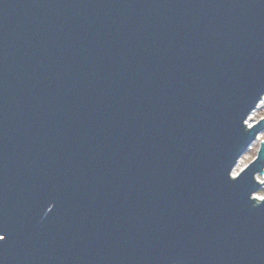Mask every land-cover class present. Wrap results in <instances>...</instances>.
I'll list each match as a JSON object with an SVG mask.
<instances>
[{
    "label": "water",
    "instance_id": "95a60500",
    "mask_svg": "<svg viewBox=\"0 0 264 264\" xmlns=\"http://www.w3.org/2000/svg\"><path fill=\"white\" fill-rule=\"evenodd\" d=\"M263 95L264 0H0V264H264Z\"/></svg>",
    "mask_w": 264,
    "mask_h": 264
},
{
    "label": "built area",
    "instance_id": "2783aa9c",
    "mask_svg": "<svg viewBox=\"0 0 264 264\" xmlns=\"http://www.w3.org/2000/svg\"><path fill=\"white\" fill-rule=\"evenodd\" d=\"M264 108V95L262 97V99L259 101V103L257 104L256 108L251 112V114L248 116V118L245 121V124L247 125L248 128H251L254 124H256L257 122H259L261 119L263 118H259L254 119L255 118V114L258 110H261ZM252 119V120H251ZM251 120V121H250ZM264 141V130L262 132H260L257 137L256 140L254 142H252V144L248 147L246 152H249L251 150H253L254 146L258 143L259 146L261 144V142ZM245 154H243L240 159L238 160L237 164L244 159ZM237 167V165L235 166V168ZM235 168L233 170L232 175L235 177L236 175L234 174ZM264 190V187L262 188ZM264 196H260L259 195V191L253 195V198H256L258 200H262Z\"/></svg>",
    "mask_w": 264,
    "mask_h": 264
},
{
    "label": "rangeland",
    "instance_id": "374dc122",
    "mask_svg": "<svg viewBox=\"0 0 264 264\" xmlns=\"http://www.w3.org/2000/svg\"><path fill=\"white\" fill-rule=\"evenodd\" d=\"M259 118H264V108L261 109V110H258L256 112L254 119H257L258 120ZM259 148H260V146L257 143L254 146L253 150L244 153L245 154V156H244V162H243L244 165H241L240 168L242 167L244 169L246 166H248L255 159V157H256V155L258 153ZM259 195L260 196H264V190L263 189H261L259 191Z\"/></svg>",
    "mask_w": 264,
    "mask_h": 264
},
{
    "label": "bare ground",
    "instance_id": "6f19581e",
    "mask_svg": "<svg viewBox=\"0 0 264 264\" xmlns=\"http://www.w3.org/2000/svg\"><path fill=\"white\" fill-rule=\"evenodd\" d=\"M251 120H252V119H251ZM251 120H250V121H251ZM243 162H244V159H242V160L237 164V167L235 168V171H234V174H235L236 176H237V175L243 170L242 167L240 168L241 165H244ZM257 178H258V180H259L260 182L263 181V178H262L261 176H258Z\"/></svg>",
    "mask_w": 264,
    "mask_h": 264
},
{
    "label": "snow or ice",
    "instance_id": "6c2138e0",
    "mask_svg": "<svg viewBox=\"0 0 264 264\" xmlns=\"http://www.w3.org/2000/svg\"><path fill=\"white\" fill-rule=\"evenodd\" d=\"M0 239H3V237H0Z\"/></svg>",
    "mask_w": 264,
    "mask_h": 264
}]
</instances>
